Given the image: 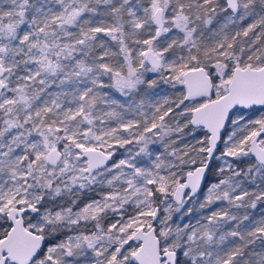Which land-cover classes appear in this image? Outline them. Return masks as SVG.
<instances>
[{
    "label": "snow or ice",
    "instance_id": "snow-or-ice-1",
    "mask_svg": "<svg viewBox=\"0 0 264 264\" xmlns=\"http://www.w3.org/2000/svg\"><path fill=\"white\" fill-rule=\"evenodd\" d=\"M0 264H264V0H0Z\"/></svg>",
    "mask_w": 264,
    "mask_h": 264
}]
</instances>
